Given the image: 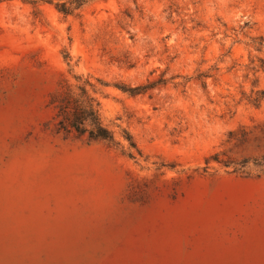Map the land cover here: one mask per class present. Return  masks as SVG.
I'll return each instance as SVG.
<instances>
[{
  "label": "rangeland",
  "instance_id": "1",
  "mask_svg": "<svg viewBox=\"0 0 264 264\" xmlns=\"http://www.w3.org/2000/svg\"><path fill=\"white\" fill-rule=\"evenodd\" d=\"M32 1L0 2V264H264V0ZM65 55L116 145L55 132Z\"/></svg>",
  "mask_w": 264,
  "mask_h": 264
},
{
  "label": "trees",
  "instance_id": "2",
  "mask_svg": "<svg viewBox=\"0 0 264 264\" xmlns=\"http://www.w3.org/2000/svg\"><path fill=\"white\" fill-rule=\"evenodd\" d=\"M4 0H0L2 2ZM34 3L32 0H28ZM91 0H69L57 4V11L63 15H71L74 11L79 10ZM68 67V73L71 80L63 79L59 82L57 88L50 93L47 106L52 110L53 115L51 123L57 134H62L65 138L74 137L83 140L86 144L105 143L116 145L114 135L101 121L98 113V103L94 97V86L90 79L83 75H77L70 69V58L68 55L63 57ZM260 68L264 71V64L261 62ZM99 85L105 86L100 80ZM156 84H165V81L159 79L155 83L146 86H137L126 88L121 86L120 89L130 95L143 94L152 89ZM264 96V92H259L254 102ZM129 146L134 148V144L129 138H126ZM131 157L130 154H128ZM250 163L259 169V175L264 174V154L256 159H244L241 167Z\"/></svg>",
  "mask_w": 264,
  "mask_h": 264
}]
</instances>
